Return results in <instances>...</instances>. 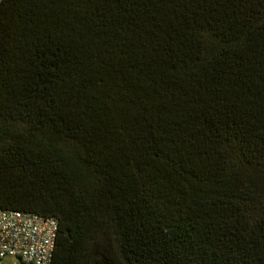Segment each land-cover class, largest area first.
Wrapping results in <instances>:
<instances>
[{"label":"trees","instance_id":"obj_1","mask_svg":"<svg viewBox=\"0 0 264 264\" xmlns=\"http://www.w3.org/2000/svg\"><path fill=\"white\" fill-rule=\"evenodd\" d=\"M0 209L53 264H264V0H0Z\"/></svg>","mask_w":264,"mask_h":264},{"label":"built area","instance_id":"obj_2","mask_svg":"<svg viewBox=\"0 0 264 264\" xmlns=\"http://www.w3.org/2000/svg\"><path fill=\"white\" fill-rule=\"evenodd\" d=\"M58 231L54 218L0 209V264H53Z\"/></svg>","mask_w":264,"mask_h":264},{"label":"rangeland","instance_id":"obj_3","mask_svg":"<svg viewBox=\"0 0 264 264\" xmlns=\"http://www.w3.org/2000/svg\"><path fill=\"white\" fill-rule=\"evenodd\" d=\"M5 263H7V264H16V263H18V260L15 259V258H7V259H5Z\"/></svg>","mask_w":264,"mask_h":264}]
</instances>
